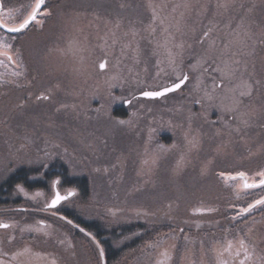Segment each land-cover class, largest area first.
<instances>
[{"label":"rangeland","instance_id":"obj_1","mask_svg":"<svg viewBox=\"0 0 264 264\" xmlns=\"http://www.w3.org/2000/svg\"><path fill=\"white\" fill-rule=\"evenodd\" d=\"M217 3L47 0L50 15L1 37L0 195L8 199L0 200V223L10 225L0 228L1 252L36 242L51 248V264H264V210L237 216L264 190L219 175L244 171L253 182L264 169V0H235L228 10ZM32 4L0 0V23L17 26ZM3 51L15 53L16 67ZM184 75L177 91L140 97ZM53 164L86 176L89 199L58 179L4 194L14 173L43 179ZM204 189L220 197L201 198ZM57 191L75 195L47 211ZM228 193L240 207L224 208ZM207 208L215 211L196 214ZM176 216L188 228L169 230ZM105 240L121 252L110 263L100 257ZM48 257L38 255L45 264Z\"/></svg>","mask_w":264,"mask_h":264},{"label":"snow or ice","instance_id":"obj_2","mask_svg":"<svg viewBox=\"0 0 264 264\" xmlns=\"http://www.w3.org/2000/svg\"><path fill=\"white\" fill-rule=\"evenodd\" d=\"M30 11H28L26 17L22 20V22H19L17 26H11L9 27L7 24L4 23H0V28H5L7 30L8 33H19L22 34L24 33L31 25H33L34 23H39V17L41 16H46V15H50V13L46 10L47 7V0H34V4L30 5ZM176 7H180V5H177ZM184 8H189L190 5L188 3H185L183 5ZM217 8L219 9H224V10H228L229 8L235 7V0H218V3L216 5ZM242 7V5H241ZM175 10V9H174ZM183 15V14H182ZM153 19H156V16L154 14ZM161 23H163V20L161 21ZM204 37H207L209 35L208 32H204L203 33ZM8 47H12L11 45H9ZM177 48L179 49H183V45H176ZM4 57L9 61V62H13L14 61V57L12 55H9L8 53H4L3 54ZM171 56V53H170ZM171 63L175 62V58L174 56L172 57V59L170 60ZM100 69H105L106 68V63L102 62L99 65ZM188 79L187 75H184L182 78L179 79L178 83H174L171 87H166L163 90L160 91H144L142 93V95L145 98H149V99H154V98H159V97H163L166 95V93L169 92H174L177 89H179L181 87L182 84L185 83V81ZM250 88V86H249ZM251 95V90L249 91H245V92H241L240 96L241 97H246V96H250ZM43 99H48L47 96H44ZM243 103V100H238L237 104ZM238 109H234V108H230L228 109V111H235ZM119 124L123 125L125 123H127V121L124 120H119L117 121ZM242 123H247L246 120H242ZM195 146V145H193ZM220 177L223 178H230L232 180H236V179H240L243 180V189L244 190H252V189H264V169L259 170L256 173V176L259 177L258 181H253V182H248L247 180V173L244 171H239L237 173H235L234 175L231 173H225V172H220L219 173ZM54 183H58L54 182ZM18 190L22 193H24V188L21 186H17ZM25 195H27V193H25ZM75 193L73 191H68L66 195H61L58 191L54 193L53 198L51 199V201L49 203H47L45 205L46 208H56L58 205L61 204L62 201H65L67 199H69L70 197L74 196ZM261 208L262 210H264V195H261L259 198L255 199L254 201H252L251 203H248L246 207H241L239 209V212L237 213V216H244L245 214H249L253 209L256 208ZM215 211V209L213 208H207V209H197L196 210V214L198 215H204L205 212H213ZM237 216H233L232 219L235 220L237 219ZM61 219H66L65 217L61 216ZM41 226H43V221L40 222ZM67 223L72 224L73 222L71 220H67ZM10 227L9 224L6 223H0V228L6 229ZM25 229H21V231H24ZM28 230H32V229H28ZM81 232H85V230L83 228L80 229ZM181 231H183V229H181ZM85 235L87 236H91V233H87L85 232ZM93 241L95 242V238L92 237ZM239 246L241 249L244 250V254L246 258L250 257V253L248 251V247L245 244L244 240H239ZM97 244V248L100 247L99 243L96 242ZM151 247V245H149ZM229 248H231V243H229ZM227 250V249H226ZM28 249H24V252H27ZM23 253H17V255H22ZM163 255H165L166 258L170 259V257L167 256V253H164ZM104 256V252L103 249L100 250V257L101 259H103ZM0 264H2V262H0ZM55 264V262H54ZM226 264V262H225ZM241 264H244V262L242 261Z\"/></svg>","mask_w":264,"mask_h":264},{"label":"trees","instance_id":"obj_3","mask_svg":"<svg viewBox=\"0 0 264 264\" xmlns=\"http://www.w3.org/2000/svg\"><path fill=\"white\" fill-rule=\"evenodd\" d=\"M38 19H42V16L39 17ZM3 34H5V33H3ZM3 34L0 31V42H1V37L2 38L4 37ZM5 35H7V34H5ZM10 35H12V34H10ZM0 51H1V48H0ZM3 53H5V52L3 51ZM12 54L14 55L15 59H17V57H16V55H15V53L13 51H12ZM12 64L15 67L17 66V62H15V61ZM18 64L32 65L33 62H32V60H25V61L18 62ZM121 113L123 114L124 112L123 111L118 112L117 111V108H114V110H113V116H116V117L123 116V115H121ZM49 168L51 170L44 175L45 177H43V179H29L30 178V175L31 174L34 175V174L30 172V175H29L28 172H24L22 170H20L19 172L14 173L13 175H11L4 182V185L6 187V190L4 191V194L5 195L6 194H10L13 191V186L15 184H18V183H23V184H26V185H31L32 187H27V188H30V189H38V188H41L39 184L44 185L45 183L51 182V181H53L55 179H58L62 183L66 184L67 186L74 187L76 189V191H78V193L80 194V197L81 198H83L85 200H88L89 199L90 182H89V180H88V178L86 176H73L72 174H70L71 172L68 171L69 169H67L62 164H60V165L59 164H53ZM29 170H31V169H29ZM35 176H37V175H35ZM253 191H255V189ZM0 193H1V191H0ZM200 195H201V198H211V199H213V198L220 197L219 196L220 194H214V195H212V194L209 193V195H207L205 189L204 190H200ZM224 198L227 199L226 200V206L224 207L227 210H228V207L231 208V209L232 208L233 209H236V208L240 207V205H241V202H240V200H238V198H237L236 202L230 203V202H232L231 200L234 199V198H233V195H230L229 193L226 194L224 196ZM7 199L1 198V195H0V200H4L5 201ZM150 206H153V205H150ZM172 206L174 207L175 205H172ZM173 210H177V209H173ZM236 212H238V211H234V213H236ZM162 213L163 212H161V216H162ZM254 214H257V213L254 212ZM182 215H183V212L180 214V217H181V219H184L185 217H184V215L183 216ZM176 217H177L178 220H176L174 222H170L169 227H168L169 230L172 229L171 231H173L177 227H179L181 229H184L183 227L188 228L187 223L185 225H178V223H179L178 221L181 220V219L178 216H176ZM251 217L252 216H250V217L248 216L247 219L249 221H252V219L254 217H252V218ZM181 222H182V220H181ZM226 223L227 222H224V224H226ZM238 225H239L238 222H234L233 225L230 224L229 226H232L234 232H236L238 230ZM108 235L112 238V235H110V234H108ZM104 248H105L104 255H105V257H107L109 259L108 260V263L113 262L114 260L118 259L119 254L121 255V252H116V253L112 252L111 245L109 247L108 244L106 243V240L104 241Z\"/></svg>","mask_w":264,"mask_h":264},{"label":"flooded vegetation","instance_id":"obj_4","mask_svg":"<svg viewBox=\"0 0 264 264\" xmlns=\"http://www.w3.org/2000/svg\"><path fill=\"white\" fill-rule=\"evenodd\" d=\"M0 31L2 33L7 34L8 36L10 35V33H7L2 28H0ZM5 34H3V35L5 36ZM10 36L13 37L15 35H10ZM4 99H5V94H4ZM260 192H262V191H260ZM63 202L64 201H62L61 203H63ZM58 207H59V205L56 208H46V207L45 208L48 211V210H52V209L55 210ZM252 222H255V218L252 219ZM48 247H44V249H43V246L42 245L39 246L38 243H36V242H34L32 244H29V245H21V244H18L13 249L12 252H11V249H8L6 251L3 250V252L0 251V262H2V264H8V259H6V258H10V261L12 263H14V264H24V263H21V261H18L16 259L17 256H20V257L23 256L28 261L27 264H45V262H46L45 259H38V255H42V253H43V254H45V256L49 255V257H48V259H49L48 264H51V262H52V254L53 253H51V251L48 253ZM24 249H28V251H27L28 253L27 254H26V252H24ZM50 250H51V248H50ZM17 253H23V254L22 255H17ZM4 254H5V257L3 258V255ZM42 261H44V262H42Z\"/></svg>","mask_w":264,"mask_h":264},{"label":"water","instance_id":"obj_5","mask_svg":"<svg viewBox=\"0 0 264 264\" xmlns=\"http://www.w3.org/2000/svg\"><path fill=\"white\" fill-rule=\"evenodd\" d=\"M0 10H1V6H0ZM2 29H3L4 31L7 32V30H6L5 28H2ZM7 33H8V32H7ZM178 82H179V81H178ZM178 82H177V83H178ZM182 85H183V84H182ZM182 85H181V86H182ZM171 86H172V85L167 86V87H171ZM165 88H166V87H165ZM163 89H164V88H162V89H160V90H163ZM160 90H157V91H160ZM177 90H178V89H177ZM177 90H176V91H177ZM174 92H175V91H174ZM169 93H172V92H169ZM169 93H166V95L169 94ZM140 97L145 98V97L142 95V93L140 94ZM159 98H160V97H159ZM147 99H149V98H147ZM154 99H155V98H154ZM66 194H67V193H65V194H63V195H66ZM61 195H62V194H61Z\"/></svg>","mask_w":264,"mask_h":264}]
</instances>
